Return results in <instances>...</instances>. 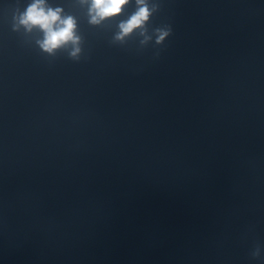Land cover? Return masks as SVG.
Listing matches in <instances>:
<instances>
[{
	"label": "clouds",
	"instance_id": "obj_1",
	"mask_svg": "<svg viewBox=\"0 0 264 264\" xmlns=\"http://www.w3.org/2000/svg\"><path fill=\"white\" fill-rule=\"evenodd\" d=\"M132 3L133 0H74L76 6L85 9L87 23L92 27L117 21L114 42L123 44L128 38L138 35L142 37V46L153 41L156 46L164 45L172 34L171 25L156 27L149 34L151 18L160 11L159 0H134L135 10L125 19H120ZM21 29L27 34L34 31L40 34L35 43L47 56L68 51L69 59L80 61L83 37L79 31V21L64 7L54 6L50 0H29L23 10L17 8L12 15V30ZM250 255L253 259H259L260 245H256Z\"/></svg>",
	"mask_w": 264,
	"mask_h": 264
}]
</instances>
